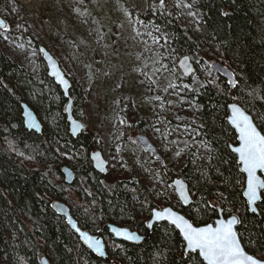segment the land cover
Listing matches in <instances>:
<instances>
[{
    "label": "trees",
    "instance_id": "trees-1",
    "mask_svg": "<svg viewBox=\"0 0 264 264\" xmlns=\"http://www.w3.org/2000/svg\"><path fill=\"white\" fill-rule=\"evenodd\" d=\"M4 10L0 0V13ZM143 18L163 39L153 53L156 64L167 65L178 81L177 60L188 56L195 66L194 76L201 79V87L191 93L199 108L191 129L205 155L197 158L194 150L189 151L182 178L195 193L194 204L180 212L201 226L212 222L217 215L214 205L221 204L224 213L238 216L237 233L247 253L264 261V193L258 206L260 217L250 215L242 197L243 176L228 150L235 135L226 122L227 106L235 98L264 133V0H164V7L154 13L147 10ZM27 44L36 50L40 46L33 37ZM55 57L67 75V57L61 53ZM211 62L233 72L237 80L233 90L212 72ZM201 64L206 73L199 77ZM189 84V79L183 80V85ZM70 94L75 115L79 98L73 82ZM34 97L56 119L40 136L27 132L21 119L20 104L30 106ZM62 109L0 47V264H40L41 257L50 264H201L197 255L184 256L181 239L166 225L155 226L139 246L111 239L108 224L146 235L150 211L166 205L154 203L145 185L133 177L95 173L88 156L98 133L85 127L72 139ZM77 154L83 156L82 164L72 168L64 162L71 163L70 157ZM64 165L75 171L72 186L63 182L60 168ZM200 200L204 207L199 211ZM53 201L64 202L80 228L103 238L108 261L80 244L65 220L51 210ZM195 207L197 215L193 214Z\"/></svg>",
    "mask_w": 264,
    "mask_h": 264
},
{
    "label": "rangeland",
    "instance_id": "rangeland-1",
    "mask_svg": "<svg viewBox=\"0 0 264 264\" xmlns=\"http://www.w3.org/2000/svg\"><path fill=\"white\" fill-rule=\"evenodd\" d=\"M159 4L160 0H3L5 10L0 16L7 32L0 30V47L63 112L65 102H60L56 86L44 75L46 69L38 51L27 44L28 38L54 57L65 55L70 62L66 76L79 98L75 116L98 133L93 146L107 161L108 176L133 177L145 185L154 203L181 211L167 182L182 177L190 150L197 158L205 155L191 129L199 110L191 93L201 87V79L193 75L185 87L178 69L175 81L167 65L152 58L163 39L143 16L147 10L154 13ZM205 73L201 64L199 77ZM30 103L43 128L54 126L56 119L48 115L46 105L36 97ZM137 135L156 146L164 165L139 148L134 142ZM70 160L64 162L72 168L84 162L80 154ZM192 210L197 215L198 208Z\"/></svg>",
    "mask_w": 264,
    "mask_h": 264
},
{
    "label": "water",
    "instance_id": "water-1",
    "mask_svg": "<svg viewBox=\"0 0 264 264\" xmlns=\"http://www.w3.org/2000/svg\"><path fill=\"white\" fill-rule=\"evenodd\" d=\"M0 24L4 25V27H0L1 30L6 28L7 24L1 16H0ZM38 53L40 55V58H41L43 65L46 69L47 77L57 87V89L59 90V92L62 95V98L65 100V103H66L65 108H64L65 121H66L67 126H68L69 135L71 136L72 139L75 140L84 132L85 126L81 121H79L78 119L75 118L73 110H72L73 100H72V97L70 94L71 82L66 77V75L63 73L58 61L53 57V55L45 47L40 46L38 48ZM185 57H187L186 64L190 68V71H188V72H185L184 65L181 64V61H183L185 59ZM209 67L212 70V72L215 73L220 79L227 82L230 90L234 89V87L237 84V80H236V77L234 76L233 72L228 67H225L223 64H220L217 62H211L209 64ZM177 69L182 74L184 79H189L190 77H192L195 74V66L192 63L190 57H188V56H181L180 58H178ZM233 85H235V86H233ZM233 108H237L240 111H242L245 115H247L252 120L253 126L256 127L257 131L260 132L261 135H264V133H262L258 129V127L254 123L251 115H249L241 106H239L236 103L235 98H233L232 102L229 103L227 106L228 117L226 119V122H227V125L229 126V128L233 131V133L236 137V142H235V144H233V143L228 144V150L235 157L236 163L239 167V173L243 176V179H244L243 180V188H242V197H243V200L245 202L247 212L250 215L260 217L258 206L262 202V195L264 193V189L258 190V194L261 195V198L259 200H257V202L255 204L249 206L247 203V197L245 196V190L247 187V183H246L247 174L245 172L241 171L242 165L239 162V155H238V153L233 151L234 148L239 147L238 133H237L236 129L230 123ZM20 110H21V119H22L24 129L27 132H32L38 136L42 135L43 126H42L40 120L38 119L36 113L33 111V109H31L30 106H28L26 103H21L20 104ZM74 125H79V127L76 128L75 131H73ZM135 142L143 152L147 153L153 159L158 161L160 166L164 164V160H163L162 155L160 154V152L158 151L156 146H154L146 136L137 135L135 137ZM88 159H89L91 167L95 173H97L101 177H105L108 175V163L106 162L102 153L99 150H95V151L90 152ZM99 161L103 162L102 166L99 165V163H98ZM60 174L63 178V182L65 185L72 186L75 183L76 174L72 168L64 165L60 168ZM257 176L260 179L264 180V172L258 171ZM177 180H180L183 183L184 193H185V196L187 197L186 199H182L180 193L176 189V185L174 182ZM169 186L171 187L174 194L176 195L177 200L181 204L182 208L186 209V208H189L193 205L194 201H193L192 193L190 192L188 183L183 178H181V177L180 178H173L171 180ZM50 208L55 214H57L58 216L62 217L65 220L67 227L77 237L80 244L85 249H87L93 255L97 256L99 259H102L104 261L109 260L108 255L106 253V246L104 244L103 238L100 235H93L90 232L85 231L82 228H80L78 223L72 217V215L70 213V209L66 206V204L64 202L53 201L50 205ZM164 208H169L175 214L182 216L186 221H188V223L192 224L193 227H204L208 224L215 225V223L218 220H224L225 222H227L228 220H231L233 217H235L237 223H235L233 225V231L236 233L237 241L240 243L242 250H244L247 255L252 256L251 254L247 253V251L244 249V247L240 241L239 235L237 233V227L239 225L238 216H236V215L225 216L221 206H217L215 208L216 213H217V217L212 222H210L208 224L201 225V226L194 225L180 211H177L172 207H162V208H153L150 211L149 220L146 222V225H145V227L147 229V233L145 236H142L138 232L132 231L129 228L117 226L115 224H108L106 226L107 232H108L109 236L111 237V239L115 242L124 243V244L132 245V246H139L148 238L149 234L151 233V231L153 230V228L155 226L166 225V226L172 228L177 233L179 238L181 239V241L183 243L184 256L197 255L199 257L197 252H189L186 249V242L184 241L183 236L180 234L179 229L176 228L175 225L171 224L167 219H156L154 217V215H153L154 212L162 211ZM253 209H255V211H253ZM149 223L152 224V227H148ZM261 223H262V229L264 230V222H261ZM117 233H126V235H118ZM82 234L88 238H93V239L99 240L100 245H101V251L103 254L97 252L94 248L89 247L87 239L82 238ZM129 236L134 237V238L129 239L128 238ZM252 257L254 259H256L259 262V264H264V261L257 259L254 256H252ZM199 259L201 261L200 257H199ZM39 262H40V264H50L49 261L46 259V257H41Z\"/></svg>",
    "mask_w": 264,
    "mask_h": 264
},
{
    "label": "snow or ice",
    "instance_id": "snow-or-ice-1",
    "mask_svg": "<svg viewBox=\"0 0 264 264\" xmlns=\"http://www.w3.org/2000/svg\"><path fill=\"white\" fill-rule=\"evenodd\" d=\"M184 6L188 7V5ZM160 7H164V0H160ZM189 15L194 14L190 12ZM0 27H4V25L0 24ZM165 42L167 43V41ZM186 61L187 57L181 61V64L184 65L185 72H188L190 68ZM169 87H175V85L170 84ZM230 123L238 133L239 147L234 148L233 151L239 155L241 171L247 174L245 196L248 205L251 206L261 198L258 190L264 189V180L257 176L258 171L264 172V135H261L253 126L252 120L237 108L232 109ZM78 127L79 125H74L73 131ZM98 163L100 166L103 165L102 161ZM174 183L181 198L186 199L182 181L177 180ZM153 215L156 219H167L179 229L186 242V249L189 252H197L201 258V264H259L256 259L242 250L237 241L236 233L233 231V225L237 223L235 217L227 222L218 220L215 225L193 227L182 216L175 214L169 208L154 212ZM148 227H152V224L149 223ZM117 234L126 235V233ZM82 238L87 239L89 247L103 254L99 240L88 238L83 234ZM128 238L133 239L134 237L129 236Z\"/></svg>",
    "mask_w": 264,
    "mask_h": 264
},
{
    "label": "flooded vegetation",
    "instance_id": "flooded-vegetation-1",
    "mask_svg": "<svg viewBox=\"0 0 264 264\" xmlns=\"http://www.w3.org/2000/svg\"><path fill=\"white\" fill-rule=\"evenodd\" d=\"M235 142H236V137H235ZM233 144H235V143H233ZM158 151H159V150H158ZM163 165H164V164H163ZM181 178H182V177H181ZM185 181H186V180H185ZM170 182H171V181H170ZM169 184H170V183H169ZM169 187H170V186H169ZM193 201H194V198H193ZM193 204H194V203H193ZM217 206H220V205H217ZM217 206H216V207H217ZM216 207H214V209H215ZM160 208H161V207H160ZM182 209H184V208H182ZM186 209H187V208H186ZM215 211H216V210H215ZM223 213H224V212H223ZM224 215H225V213H224ZM216 217H217V215H216ZM216 217H215V218H216ZM215 218H214V219H215ZM214 219H213V220H214ZM148 220H149V219H148ZM213 220H212V221H213ZM142 236H143V235H142ZM144 236H145V235H144ZM104 244H105V243H104Z\"/></svg>",
    "mask_w": 264,
    "mask_h": 264
}]
</instances>
